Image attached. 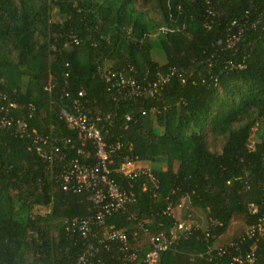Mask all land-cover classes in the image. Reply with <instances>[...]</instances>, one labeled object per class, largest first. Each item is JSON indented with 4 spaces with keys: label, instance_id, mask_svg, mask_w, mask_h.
Instances as JSON below:
<instances>
[{
    "label": "trees",
    "instance_id": "16d2710c",
    "mask_svg": "<svg viewBox=\"0 0 264 264\" xmlns=\"http://www.w3.org/2000/svg\"><path fill=\"white\" fill-rule=\"evenodd\" d=\"M78 109L103 135L122 210L91 201L100 184L72 190L74 166L98 163L61 115ZM126 160L150 175L123 177ZM263 217L264 0H0V264H144L160 234L157 264H264ZM235 222L246 231L214 248Z\"/></svg>",
    "mask_w": 264,
    "mask_h": 264
},
{
    "label": "built area",
    "instance_id": "2783aa9c",
    "mask_svg": "<svg viewBox=\"0 0 264 264\" xmlns=\"http://www.w3.org/2000/svg\"><path fill=\"white\" fill-rule=\"evenodd\" d=\"M126 83L127 87H129V92L131 94H139L140 89L139 87L135 86V83L132 81L120 80L119 86ZM163 83V82H162ZM162 83H155L153 84V90L151 94L155 92L158 88V85ZM62 117L65 119V122L69 129L72 131L77 132L78 137L84 142L92 143L95 156L97 158V165L92 168H85L84 166H79L76 164L74 169L76 171V178L77 183L75 187L72 188L75 192H81L84 188H91L95 186V183L98 185H102L104 190L100 189L96 191L91 197V201L98 205L100 204L106 196L110 199V203H107L104 207V211L106 214H110L112 212H116L118 210H122L125 205L128 204L130 201L129 197L126 196L120 188L113 182V180L109 177V169L108 165L111 164L109 160V155L106 151L105 142L103 135L101 132L95 127V125L89 120V118L84 115L80 109L77 110L76 114H71L66 110L61 111ZM129 120V117L126 118ZM6 124H11V122H7ZM18 127V137L21 139L28 138V126L23 121H17ZM43 140L36 138L33 142V147L36 154L46 157L43 148L39 145L42 143ZM55 152H58L55 149ZM119 173L127 178L133 179L141 173L150 175L148 169L141 167V165L132 160H126L123 164H121L119 168ZM69 179L66 177V180ZM95 182V183H94ZM67 189V187H65ZM104 192V193H103ZM256 210L253 209V212ZM168 212L171 216H174L173 210L168 209ZM103 213L99 212L97 214L96 220L102 225ZM89 226V224L85 223L84 227ZM191 228L190 223H180L178 225V230L180 231H188ZM88 230V228H87ZM86 230V231H87ZM85 231V232H86ZM254 231L258 233L259 236L264 238V217L259 221L258 225L255 227ZM109 240H118L120 242H126L125 232L124 231H113V232H106L105 234ZM173 238L175 234L173 233ZM151 251L147 254L144 264H157L160 254L166 252L170 246L171 241L164 235L160 234L158 236L151 237L149 239ZM256 260L255 254L251 253L246 255V257L234 259L233 262L236 264H253Z\"/></svg>",
    "mask_w": 264,
    "mask_h": 264
},
{
    "label": "rangeland",
    "instance_id": "374dc122",
    "mask_svg": "<svg viewBox=\"0 0 264 264\" xmlns=\"http://www.w3.org/2000/svg\"><path fill=\"white\" fill-rule=\"evenodd\" d=\"M157 35H153L152 40H155ZM153 57L155 60H157L159 63H164L165 61V55L163 51L160 49V47H155L153 51ZM251 148H253V143L251 142ZM40 209V210H39ZM33 210V214H43L45 211L43 208H39ZM177 216L180 215L179 209L175 213ZM246 231V227L242 222H235L232 223L231 226L229 227L228 231L226 232L225 235L220 237L214 244V248L219 247L220 245H223L225 243H228L230 240L234 239L241 233H244Z\"/></svg>",
    "mask_w": 264,
    "mask_h": 264
},
{
    "label": "crops",
    "instance_id": "0c3cea01",
    "mask_svg": "<svg viewBox=\"0 0 264 264\" xmlns=\"http://www.w3.org/2000/svg\"><path fill=\"white\" fill-rule=\"evenodd\" d=\"M185 210L188 212V211H191L193 214H194V218L196 221L199 222V224H201L202 226L204 225L205 223V216L203 214L202 211L200 210H192L190 209L188 206L185 207Z\"/></svg>",
    "mask_w": 264,
    "mask_h": 264
}]
</instances>
